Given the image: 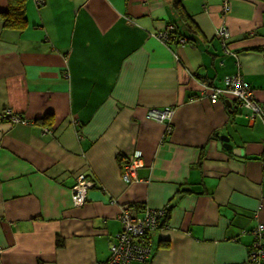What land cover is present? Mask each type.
I'll list each match as a JSON object with an SVG mask.
<instances>
[{
	"label": "crops",
	"instance_id": "obj_1",
	"mask_svg": "<svg viewBox=\"0 0 264 264\" xmlns=\"http://www.w3.org/2000/svg\"><path fill=\"white\" fill-rule=\"evenodd\" d=\"M180 4L190 28L172 0H27L23 28L0 17V113L29 122L0 121V264H104L134 204L170 211L130 264H236L264 248V121L208 96L238 76L264 102V0ZM166 107L170 130L147 118ZM81 175L94 185L78 207Z\"/></svg>",
	"mask_w": 264,
	"mask_h": 264
},
{
	"label": "built area",
	"instance_id": "obj_2",
	"mask_svg": "<svg viewBox=\"0 0 264 264\" xmlns=\"http://www.w3.org/2000/svg\"><path fill=\"white\" fill-rule=\"evenodd\" d=\"M37 4L41 5L42 0H35ZM175 27L169 24L166 28L158 32L155 37L167 44L174 40ZM219 37H227V32L221 28L217 31ZM180 45L187 43L184 38L178 39ZM209 99L215 101L222 96H229L234 99V102L242 110L247 111V117L250 120L260 118L264 121V102L258 103L254 97L252 88L242 78L238 76L226 77L223 88H211L208 91ZM173 115V109L166 107L160 110H150L147 113L148 119H153L163 123L166 129H169V122ZM8 121L13 124H29L28 121L22 117L13 114L12 111L6 110L0 113V121ZM141 154L136 152L130 158V161L125 165L122 172V178L125 182L135 179V172L141 164ZM92 180H88L84 176H79L75 185L71 188V200L74 206H82L86 200V191L92 187ZM144 217H137L135 211L128 205H123L118 215L121 223V230L118 234L112 237L110 244V258L104 264H129L131 261H143L149 255V243L147 235L157 228L160 224V218L164 215V209L154 210L150 209L143 213ZM256 242L264 240V223H259L253 231ZM257 244V243H256ZM0 247V252H1ZM264 259V248L260 247L252 252L248 258L236 264H262Z\"/></svg>",
	"mask_w": 264,
	"mask_h": 264
},
{
	"label": "trees",
	"instance_id": "obj_3",
	"mask_svg": "<svg viewBox=\"0 0 264 264\" xmlns=\"http://www.w3.org/2000/svg\"><path fill=\"white\" fill-rule=\"evenodd\" d=\"M172 2H173V7L176 9L177 16L182 21V23L184 25H186V27L188 28V26H189V24H188L189 16L184 11V8L181 6L180 0H172ZM26 3H27V0H8V9L5 12H0V17H1L3 25L5 27L13 28V29H21V28H23L26 25V20H25ZM35 3H36V1H35ZM36 5L39 6V4H37V3H36ZM189 28H190V26H189ZM174 33H176V31L173 32V34ZM241 111L243 112L244 109L240 110V112ZM168 126H169V124H168ZM128 206L130 208H132L134 211L141 210V211H143V213H145L147 211V208L143 207V205L134 204V205H128ZM169 211H170V208L164 209V215H163V217L160 218L159 226H157V228L152 230L147 235V239L150 241V243H149V255L151 253V248H150V244L152 242L151 241V235L154 234L156 231L167 227L168 219H169L168 218ZM140 217L143 218L144 215L142 214V216H140ZM110 244H111V242H110ZM110 244H109V249H110ZM145 260H143V262Z\"/></svg>",
	"mask_w": 264,
	"mask_h": 264
},
{
	"label": "water",
	"instance_id": "obj_4",
	"mask_svg": "<svg viewBox=\"0 0 264 264\" xmlns=\"http://www.w3.org/2000/svg\"><path fill=\"white\" fill-rule=\"evenodd\" d=\"M225 102L227 103V106H230V102L228 100H226ZM221 140L224 142L223 147L225 148V150L234 151L232 145L229 144V138L228 137H221Z\"/></svg>",
	"mask_w": 264,
	"mask_h": 264
},
{
	"label": "rangeland",
	"instance_id": "obj_5",
	"mask_svg": "<svg viewBox=\"0 0 264 264\" xmlns=\"http://www.w3.org/2000/svg\"><path fill=\"white\" fill-rule=\"evenodd\" d=\"M127 163H128V162H127ZM127 163H126V164H127ZM126 164H125V165H126ZM125 165L123 166V170H124ZM123 170H122V171H123ZM122 179H123V178H122ZM93 185H94V184H93ZM93 185H92V187H93Z\"/></svg>",
	"mask_w": 264,
	"mask_h": 264
},
{
	"label": "clouds",
	"instance_id": "obj_6",
	"mask_svg": "<svg viewBox=\"0 0 264 264\" xmlns=\"http://www.w3.org/2000/svg\"><path fill=\"white\" fill-rule=\"evenodd\" d=\"M177 41H178V39H177Z\"/></svg>",
	"mask_w": 264,
	"mask_h": 264
}]
</instances>
